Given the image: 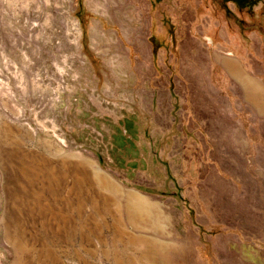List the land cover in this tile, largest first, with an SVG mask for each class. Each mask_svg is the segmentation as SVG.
I'll list each match as a JSON object with an SVG mask.
<instances>
[{
  "label": "rangeland",
  "instance_id": "rangeland-1",
  "mask_svg": "<svg viewBox=\"0 0 264 264\" xmlns=\"http://www.w3.org/2000/svg\"><path fill=\"white\" fill-rule=\"evenodd\" d=\"M262 4L0 0V264H264Z\"/></svg>",
  "mask_w": 264,
  "mask_h": 264
},
{
  "label": "crops",
  "instance_id": "crops-1",
  "mask_svg": "<svg viewBox=\"0 0 264 264\" xmlns=\"http://www.w3.org/2000/svg\"><path fill=\"white\" fill-rule=\"evenodd\" d=\"M236 74L240 75L239 79H242V89L244 90V101L249 103L257 113L264 117V89L251 78L250 75L244 73L241 68L237 67ZM247 82L252 84L248 85Z\"/></svg>",
  "mask_w": 264,
  "mask_h": 264
},
{
  "label": "trees",
  "instance_id": "trees-1",
  "mask_svg": "<svg viewBox=\"0 0 264 264\" xmlns=\"http://www.w3.org/2000/svg\"><path fill=\"white\" fill-rule=\"evenodd\" d=\"M234 2L239 8L256 5L260 0H227ZM262 12L264 14V4H262Z\"/></svg>",
  "mask_w": 264,
  "mask_h": 264
}]
</instances>
